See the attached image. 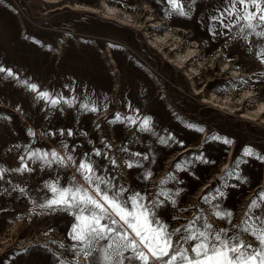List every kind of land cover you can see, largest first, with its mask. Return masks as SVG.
<instances>
[{
	"label": "rangeland",
	"instance_id": "obj_1",
	"mask_svg": "<svg viewBox=\"0 0 264 264\" xmlns=\"http://www.w3.org/2000/svg\"><path fill=\"white\" fill-rule=\"evenodd\" d=\"M180 3L186 15L168 0H0V67L13 73L0 72V264H90L71 239L78 209L39 206L54 198L46 185L100 199L81 161L109 195L144 196L160 224L181 229L173 241L185 248L184 228L197 217L195 228L207 222L254 243L242 229L264 218V121L248 115L264 103V39L236 20L245 9L232 0Z\"/></svg>",
	"mask_w": 264,
	"mask_h": 264
},
{
	"label": "snow or ice",
	"instance_id": "obj_2",
	"mask_svg": "<svg viewBox=\"0 0 264 264\" xmlns=\"http://www.w3.org/2000/svg\"><path fill=\"white\" fill-rule=\"evenodd\" d=\"M168 3L179 15H186L180 0H168ZM237 5L244 7L245 11H237L236 20L245 21V27L250 30V33L264 39V31H256L258 27L264 26V0H232V7L236 8ZM249 6L253 10H248ZM227 14L231 16L234 13L229 9ZM257 59L264 63V47L257 54ZM5 71L7 75H13L11 70L0 67V72ZM29 88L37 91L35 84L29 85ZM39 96L47 98L49 93L40 92ZM56 103V100H52V104ZM148 124L149 121L145 119L142 127L147 128ZM68 135H71V132ZM224 142L230 143L227 140ZM245 154L253 153L251 149H246ZM48 155L49 153L44 154V156ZM50 155L53 160L66 166L64 158L57 152L53 151ZM258 158L264 159V157ZM67 160L75 164L70 155ZM112 164L115 165L114 160ZM128 167L131 168L133 165L128 164ZM76 168L86 183L90 186L94 185L93 191L100 199H95L78 185L67 188L46 185L54 194V198L39 206L64 211L78 209L79 214L75 215L78 224L73 226L71 239L81 246L79 253H82L90 264H125V261H128V264H134L135 261H139L140 264H150V260L158 264H264V218L258 217L261 227L249 225L242 229L254 238V243H245L238 236L229 237L227 229L213 230L212 225L207 222L203 225V230L195 228L197 220L200 219L197 217L184 228L185 234L181 239L190 245L185 248L180 242L173 241V236L181 233V229L176 228L169 232L166 226L160 224L155 218V213L145 206L143 203L145 197L140 193H134L126 201H121L119 197L125 189L120 188L112 195H109V190L101 189L100 184L106 182L102 177L95 175V168L91 162L81 161ZM22 170L30 171L26 165L22 169H17V171ZM259 197L264 200V192L260 193ZM204 199L207 201L208 197ZM172 203L174 204L175 201ZM257 206L256 201L253 200L249 208ZM85 212L89 215H83ZM213 214L219 219L232 216L231 212L216 211ZM113 215L119 217V221L131 230V234L120 230V224ZM102 221H111V224L102 223ZM154 225L159 226L154 227ZM101 240H106L108 243L102 249H96L95 245ZM129 251L131 255L125 256V252ZM93 252L98 254L94 256Z\"/></svg>",
	"mask_w": 264,
	"mask_h": 264
},
{
	"label": "bare ground",
	"instance_id": "obj_3",
	"mask_svg": "<svg viewBox=\"0 0 264 264\" xmlns=\"http://www.w3.org/2000/svg\"><path fill=\"white\" fill-rule=\"evenodd\" d=\"M105 5H106V9H108V11L110 12V14H112V15H115L116 14V9H113V7H110V6H108L106 3H105ZM167 22V21H166ZM154 26V25H153ZM164 40V39H163ZM161 42H162V40H161ZM177 48V47H176ZM193 54H195V52L194 51H189L188 52V54L186 55V56H183V57H180V64H185L186 63V61H188V60H192V56H193ZM189 63V62H188ZM197 65H198V68H193V69H195V74L196 75H200V73L198 74L197 72L199 71V69H201V68H204L203 67V65L200 63V62H198L197 63ZM185 66V65H184ZM226 66V65H225ZM223 67V66H222ZM224 68V67H223ZM227 69V68H226ZM223 70V69H222ZM200 77V76H199ZM192 79V78H191ZM194 80L195 79H193V82H194ZM250 95V94H249ZM250 97V96H249ZM249 99V98H248ZM228 102H230V97L229 96H227L226 97V103H228ZM253 113H249L248 115H253V116H261L260 118H262L263 119V121H264V103H260L257 107H255L254 109H253V111H252ZM244 118V117H243ZM249 119H251V118H249ZM253 120V119H252ZM188 150H190V149H187L186 151H188ZM186 151H184V152H186ZM229 157L231 158V155H229ZM229 168V166H226L225 167V170L226 169H228ZM209 187H211V185H206L205 187H204V190L206 189V190H208L209 189ZM81 262V261H80Z\"/></svg>",
	"mask_w": 264,
	"mask_h": 264
},
{
	"label": "crops",
	"instance_id": "obj_4",
	"mask_svg": "<svg viewBox=\"0 0 264 264\" xmlns=\"http://www.w3.org/2000/svg\"><path fill=\"white\" fill-rule=\"evenodd\" d=\"M192 150V149H191ZM189 151V150H188Z\"/></svg>",
	"mask_w": 264,
	"mask_h": 264
}]
</instances>
